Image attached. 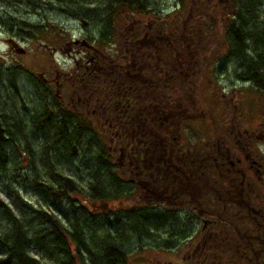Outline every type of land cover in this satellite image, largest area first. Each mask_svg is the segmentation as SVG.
I'll list each match as a JSON object with an SVG mask.
<instances>
[{"label": "trees", "instance_id": "trees-1", "mask_svg": "<svg viewBox=\"0 0 264 264\" xmlns=\"http://www.w3.org/2000/svg\"><path fill=\"white\" fill-rule=\"evenodd\" d=\"M27 1L33 2L34 7L42 5L40 1ZM227 1L231 13H225L227 6L214 5L207 6L205 12L193 8L183 17L179 9L184 6V0H179L169 13H163V8L152 9L149 0H55L60 9L70 11L80 23L96 19L99 26L92 43L86 35L74 39L73 43L82 48L78 49V58L73 59L72 67L59 72L61 77L66 75L67 78L60 93L62 96L42 80L37 81L38 85L37 82L32 85L42 104L41 112L29 120L31 135L39 137L35 150L26 134H22L23 120L16 117L10 122L7 113L0 112V161L3 166L8 150L22 142L23 151L30 156L29 167L37 170L33 161L37 157L46 173L42 177L33 172L27 174L25 180L31 183V188L51 196L56 202L63 198L67 212L62 211V217L58 216V206L48 209L47 202L51 201L48 200L39 207L14 202L19 210V214H14L9 205L0 201V219L5 226L0 229V264H86L81 249L93 255L87 257L88 264H135L140 252L129 246L131 241L141 252L145 249H157L162 253L182 249L180 264H222L223 258H236L232 251L221 249L219 226L210 232L213 248L207 252L206 232L201 225L196 227L195 220L193 225L185 211L183 218L176 219V207L170 200H157L154 185L159 177L154 171L143 195L139 173V159L144 150L146 155L152 156L160 149L163 170L159 175L167 185L171 177L165 169L171 168L174 151L181 155L180 162L187 161L188 145L175 144L176 135L170 122L176 117L181 124L179 133L187 135L188 111L199 109V112L207 113L209 104L198 81L210 67L215 75L222 72L217 65L219 61L211 59L216 50L204 51L206 40L203 39L207 37L208 27L217 30L212 31V38L215 37L217 42L220 35L221 44L227 50L220 58L239 60L245 67L243 79L250 80L256 88L264 85V73L261 72L264 70V33L254 35L250 29L245 31L250 21L261 20L257 10L260 0ZM142 19L144 22L148 19V22L144 24ZM22 23L33 28L34 34L44 31L43 23L27 24L24 20L11 22L8 29L22 31ZM9 39L15 40L12 36ZM157 39L165 48L158 53L149 43V40ZM175 40L186 41L177 44L183 45L179 50L183 55L182 67L190 65L187 70L194 72L192 79L182 75L179 63L177 76L171 78L169 75V56L174 52L168 43ZM127 41L132 44L129 49ZM188 44L194 46L193 53L185 51ZM144 45L149 50L144 52ZM147 51L163 56L161 62L166 60L167 76L165 73L157 80L151 75V78L140 80L138 60L140 55L145 57ZM130 54L137 64L135 68L127 64ZM129 61L133 62L132 59ZM21 72L24 71L15 65L0 69V82L17 89L16 79ZM189 85L194 89L193 105L189 99ZM67 88L79 89L74 100L64 102L63 97L69 94ZM206 115L211 117L210 113ZM49 147L54 152L63 148L62 155L70 156L73 162L77 160V176L58 168L57 161L52 160L55 156L51 157L55 153ZM71 193H81L83 201L74 200ZM86 199L101 204L114 200L129 202L121 204L122 208L92 213L83 204ZM189 214L198 217L197 212L190 210ZM94 234L99 236L98 253H94L86 242L92 241ZM33 245L44 248L50 261H40L30 254Z\"/></svg>", "mask_w": 264, "mask_h": 264}, {"label": "rangeland", "instance_id": "rangeland-1", "mask_svg": "<svg viewBox=\"0 0 264 264\" xmlns=\"http://www.w3.org/2000/svg\"><path fill=\"white\" fill-rule=\"evenodd\" d=\"M33 1H40L41 3L39 4L42 5L40 7H34L33 2H28L27 0H0V69H10L13 68V65H16L24 71L18 74L19 76L16 79L17 82L15 81L17 89L10 88L8 84L0 82V112L7 113V119L10 122H13L16 117L17 119L23 120L21 124L24 127V133L22 134H26V137H28L30 139L29 141L32 142L30 143L32 149L35 150L39 143L37 141L39 137L35 138L33 135H31L33 132H31L32 128L29 120L34 117L36 113L39 114V112H41L40 110L42 108V104L39 102L40 100L37 99V90H34L32 85L35 84L39 79L42 80L41 77H53L55 70H57V72H64L65 70L70 69L73 65V59L78 58V49L82 48L77 46L75 42L73 43L74 39L78 40L80 38H84L86 35L89 42L92 43L94 33L96 32L99 25L96 19L87 20L86 23H80L78 19L71 15L70 11L60 9L55 0ZM149 1L151 2L152 9L159 10L160 8H163V13L171 12L179 2V0ZM184 1V6L180 9L178 8L180 11H182L181 15L183 17L186 16L187 13L193 11V8H198V10L205 12V10H207V6H227V10L225 12L227 14L228 12L231 13L232 9L228 5L227 0ZM260 1L257 5V10H259V17H261L259 19L261 20H254V22L250 21L245 27V31L250 29V31L253 32L251 34L254 35L258 34L259 32L264 33V0ZM21 20H24V22L27 24H32V22L37 24L43 23L44 31H42V33L34 34V29L28 28V25H23V23L21 24L23 28L22 31L8 29V26L11 25V22L16 23ZM141 21L145 24L148 22V19H146L145 22L143 19ZM218 24L221 26L219 22ZM45 28L47 29L45 30ZM214 30H211L208 27L207 37L203 39L206 40L204 51H208L209 49L216 50V52L213 54V58L210 57V54L209 58H211L213 61H219L217 65L222 72L219 75H215L212 71V68L210 67V70L207 69L205 70V73L203 72L204 74L202 73L203 77L200 76L201 78L198 81V86L199 88H203L206 102L209 104V106L207 108L203 104L202 105L205 109L207 108L206 112L210 113L211 118H213L214 121H217L220 113L221 116H223V113L226 112V118L228 115H231V108L229 109L228 105L229 102L241 103V108H237L238 116L234 115V117H228L226 122L229 124L231 118H234L235 121L239 119L241 122H244V120L253 116L252 112L254 111L253 107H255L254 103L260 105V103L263 102V96H260L256 90H254V88L250 89L248 87L250 85L245 84L244 80L236 79L233 72H231L235 67V63L232 60L224 61L220 58V56L225 55L227 50L221 44L222 40H220L219 32L217 42H215V37L212 38V31ZM10 36L15 39L14 42L21 50L20 52L18 50L10 51V55L16 62H11L12 60L5 56L7 45L9 44L7 41ZM207 55L208 52H206V56ZM200 59L202 60V57ZM54 86L55 85L52 84L51 89L54 90ZM63 99L65 102L67 100V96L63 97ZM188 114V116H191L192 114H194V116L199 115V109H191L188 111ZM194 121L195 122L192 124H194L193 126L195 128L201 127V130L206 128L205 126L207 123H203L201 121L198 122L197 119H194ZM22 144V142H19L16 144V146L11 147L8 150L7 153L9 154H7L8 157L7 160H4L3 166L1 165L0 161V201L9 205L14 214H19V210L15 207L16 205H14V202L16 204H21L22 206L24 205L23 203H31L34 207H39L41 204H43V206L46 204L44 201L51 200L47 202L49 204L47 208L49 209L52 206H58V210L56 212L58 213V216L62 217L63 213L61 212H67V207L65 204L66 202L63 201V198L56 202L54 199L52 200L51 196H45L43 193L31 188V183L25 180V176L27 174L31 173L32 175L33 172H37L41 174L42 177H44L46 173L43 171L42 164L37 159V157L33 159L37 170L34 171L30 168V156L27 155L25 151H23L21 146ZM61 149L63 151V148ZM61 149L55 152L50 149L51 152L55 153V155L51 156L52 158L55 156L52 160L57 161L56 164L58 168L61 169V171H65L68 174L75 173V165L77 160L75 159L73 162V160H70V156L68 157L66 154L62 155ZM80 175H83V173L81 172ZM75 176H77L76 173ZM75 178L77 180L80 179H78V177ZM81 178L83 179L84 177L82 176ZM82 184L84 185L83 182ZM70 197L76 201L82 200L81 193H71ZM128 202H118L114 200L113 202L101 204L100 202L91 203V201L86 199L83 204L86 206V210L96 213L99 212L100 209L107 210L114 208L117 209L118 207L122 208L123 205L121 204ZM55 203L57 204L54 205ZM22 209L25 208L23 207ZM4 227V222L0 219V229H3ZM91 236L93 237V240L91 241L89 239V241L87 240L86 242L90 245L91 250L95 253L98 249L96 244L99 243V236L96 234ZM131 243L129 246H132L134 249L140 252L138 254L139 261H137L135 264H180L181 259L179 255L181 254L182 249H177L176 251L167 250L163 253L159 252L157 249H145L143 252H141V250H139L137 247L135 248L133 241H131ZM70 247L72 248L73 246L70 245ZM81 250L84 253V255H82L85 259L84 263L88 264L89 261L87 257H93V255L92 253L86 252V250L84 251V249ZM29 252L32 255L34 254L35 257H37L40 261H45L46 263L50 261L48 257L49 254L44 248L33 245L30 247Z\"/></svg>", "mask_w": 264, "mask_h": 264}, {"label": "flooded vegetation", "instance_id": "flooded-vegetation-1", "mask_svg": "<svg viewBox=\"0 0 264 264\" xmlns=\"http://www.w3.org/2000/svg\"><path fill=\"white\" fill-rule=\"evenodd\" d=\"M178 41L168 43L170 50L174 52L169 56L171 63L169 75L171 78L176 77L177 68L180 64L182 75L192 79L194 72L190 69L187 70L190 65L182 67L183 55L180 54L179 50L183 49V45H178ZM161 42L158 39L149 40L156 52L165 49ZM179 42L186 43L184 40ZM128 43L127 49L132 45L130 42ZM83 44L86 46V43ZM184 49L186 52H194V46L190 44L186 45ZM12 50L21 51L13 42L11 45H7L5 56L10 58L11 62L15 61L10 55ZM143 50L144 52L149 50L147 45H144ZM152 50L150 48V51ZM143 55L138 56V66L133 55H127L129 59L133 60L130 62L127 58L129 67L135 68L137 66L140 80L145 79V77L151 78V75L157 80L160 79L166 73V60L164 63L161 62L163 56H160V53L152 55L147 51L145 57ZM164 58L167 57L164 56ZM234 63L235 67L231 72L236 79L244 80L245 84L250 85L248 86L250 89L254 88L260 96H263V102L260 105L254 103L253 116L244 122L239 119L235 121L234 118H231L230 123L227 124L226 119L234 117V115L238 116L237 108H241L242 105L241 103L229 102L231 115L226 118V112L223 113V116L220 113L217 121L208 117L207 113L203 111L196 116L194 114L188 116V114L186 120L188 130L185 131L187 135L179 133L181 124L176 117L172 118L170 123L173 125L172 128L176 135L174 136L175 144L178 145L183 142L188 145L187 161L180 162L181 155L174 151L173 158H171V168L165 169L167 172L169 171L171 177L170 184L167 185L164 181L162 182V177L159 175L163 170L160 149L152 156L146 155L145 150L142 151L141 159H139L141 168L139 173L142 178L140 185L143 188L142 193L145 195V187L152 180L151 172L154 171L159 177L154 185L157 200H165L166 202L170 200L171 205L176 207V219L183 218L185 211V214L187 213L191 217L193 225L194 220L196 227L198 224L201 225V229L206 232L205 250L207 252L213 248L209 236L210 232L219 226L221 249L232 251L236 256L234 259L223 258L222 264H264V85L256 88L250 80L243 79L246 76L242 72L245 67L241 65L242 62L239 60ZM162 69H164V73ZM261 72L264 73V70ZM61 75L55 70L53 77H41V82L47 83L49 86L57 85L56 88L54 86L55 92L62 96L60 93L63 85H66L67 78L66 75L64 77ZM167 75L166 73L165 76ZM67 89L69 102L76 98V90L79 88ZM193 90L192 85H189L191 105L194 104ZM194 119H197L198 122L207 123L206 128L203 130L201 127L195 128L192 124L195 122ZM214 208L215 210H213ZM190 210L197 212L198 217L191 216ZM224 255L226 256V254Z\"/></svg>", "mask_w": 264, "mask_h": 264}, {"label": "water", "instance_id": "water-1", "mask_svg": "<svg viewBox=\"0 0 264 264\" xmlns=\"http://www.w3.org/2000/svg\"><path fill=\"white\" fill-rule=\"evenodd\" d=\"M12 42H13V44H14L15 46H17V44H16L13 40L8 39V41H7V43H9V44H12ZM9 44H8V45H9Z\"/></svg>", "mask_w": 264, "mask_h": 264}]
</instances>
